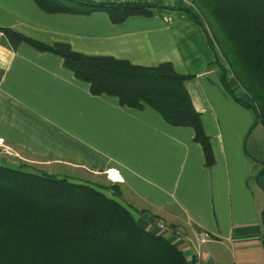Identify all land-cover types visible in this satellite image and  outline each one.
<instances>
[{
	"label": "crops",
	"instance_id": "crops-1",
	"mask_svg": "<svg viewBox=\"0 0 264 264\" xmlns=\"http://www.w3.org/2000/svg\"><path fill=\"white\" fill-rule=\"evenodd\" d=\"M100 1L155 6L151 16L113 23L104 11L48 13L34 0H0V27L133 64L170 61L188 76L184 85L215 162L205 165L191 127L172 125L149 106L136 109L114 95H92L60 55L25 42L11 46L1 31L0 144L50 157L66 167L44 171L57 177L96 187L114 183L137 223L180 247L188 264L197 254L202 264H264V173L258 176L264 170V128L223 88L208 39L185 9L188 1ZM226 79L244 98L234 76ZM14 158L0 153L5 165L16 166Z\"/></svg>",
	"mask_w": 264,
	"mask_h": 264
},
{
	"label": "trees",
	"instance_id": "trees-1",
	"mask_svg": "<svg viewBox=\"0 0 264 264\" xmlns=\"http://www.w3.org/2000/svg\"><path fill=\"white\" fill-rule=\"evenodd\" d=\"M189 1L190 18L204 23L223 88L251 109L254 124L264 128V0ZM34 2L48 13L104 11L113 23L132 15L151 16L155 6L100 0ZM0 31L11 46L25 42L60 55L64 67L89 84L92 95H114L121 105L136 109L149 106L166 122L191 127L205 165L215 162L210 137L184 85L188 76L178 73L170 61L133 64L111 55L80 53L66 42L44 43L7 27ZM229 73L244 98L227 83ZM103 187L0 161V264H188L180 247L163 234L141 227L118 194L113 197ZM262 220L264 226V216Z\"/></svg>",
	"mask_w": 264,
	"mask_h": 264
},
{
	"label": "rangeland",
	"instance_id": "rangeland-1",
	"mask_svg": "<svg viewBox=\"0 0 264 264\" xmlns=\"http://www.w3.org/2000/svg\"><path fill=\"white\" fill-rule=\"evenodd\" d=\"M187 1L189 3L188 2H186V3L183 2V3L186 4L187 6H192L191 1H189V0H187ZM223 62L224 61L222 60V58H219V63L222 64ZM232 85H230L231 88H232ZM237 85H239V84L237 83ZM233 87H234V85H233ZM236 90H238V89H236ZM238 92H239V90H238ZM3 146L4 147L5 146L8 147L9 145H7V144L4 143ZM7 147L6 148H3L2 147V144H0V153L3 154V157H6V156H13V157H15L14 159H16V160L14 162H17V164H16L17 166L18 165H22V166H25L26 165L27 167H34V168H37V169H40V170H43V171H61V170H66V167L65 166L59 167L58 164L56 162H54L53 160H51L50 157L45 158V157H38V156H28V155H25L22 152L20 153V151L12 148L10 146H9L10 148H7ZM2 160H4V159L2 158ZM18 161H20L19 164H18ZM23 162L25 163V165H24ZM78 169L79 170H76V171H78L79 173H82V171H83L84 175H86V171L85 170H82V167H78ZM87 175H88V173H87ZM111 176L113 178L116 177L113 174H111ZM107 185L108 186L106 187V189L109 191L110 195L114 197V194H116L118 192L117 186L114 183L107 184ZM159 223H163V222L161 221ZM159 228H161V227L159 226ZM64 261L65 260L62 259V262H64ZM74 262L75 261H69L68 263H64V264H74Z\"/></svg>",
	"mask_w": 264,
	"mask_h": 264
},
{
	"label": "built area",
	"instance_id": "built-area-1",
	"mask_svg": "<svg viewBox=\"0 0 264 264\" xmlns=\"http://www.w3.org/2000/svg\"><path fill=\"white\" fill-rule=\"evenodd\" d=\"M158 225H159L160 227L163 226L162 223H158ZM204 239H205V236L202 234L201 241H204ZM194 264H202V263H201V259H200V254H197L196 259H195V261H194Z\"/></svg>",
	"mask_w": 264,
	"mask_h": 264
},
{
	"label": "water",
	"instance_id": "water-1",
	"mask_svg": "<svg viewBox=\"0 0 264 264\" xmlns=\"http://www.w3.org/2000/svg\"><path fill=\"white\" fill-rule=\"evenodd\" d=\"M186 11H190V8H186ZM198 24L201 27L202 31H205L204 23L202 22V20L198 19ZM256 124H258V122H256Z\"/></svg>",
	"mask_w": 264,
	"mask_h": 264
}]
</instances>
